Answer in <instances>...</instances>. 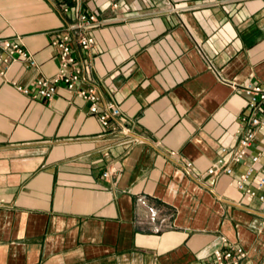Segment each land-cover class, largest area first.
Wrapping results in <instances>:
<instances>
[{"label": "crops", "instance_id": "0c3cea01", "mask_svg": "<svg viewBox=\"0 0 264 264\" xmlns=\"http://www.w3.org/2000/svg\"><path fill=\"white\" fill-rule=\"evenodd\" d=\"M80 10L98 19L74 46L81 85L120 106L116 131L65 89L17 90L57 72L51 41ZM0 38L38 63L0 76V264H207L222 238L264 264V204L234 185L250 157L207 172L239 147L242 85L264 83V0H0Z\"/></svg>", "mask_w": 264, "mask_h": 264}, {"label": "built area", "instance_id": "2783aa9c", "mask_svg": "<svg viewBox=\"0 0 264 264\" xmlns=\"http://www.w3.org/2000/svg\"><path fill=\"white\" fill-rule=\"evenodd\" d=\"M65 13L70 12V7L62 4ZM98 22L96 15L88 14L80 10L76 20L71 22L62 30L56 31L51 41V46L56 50L59 67L57 72L49 77L38 76L32 83V87L17 86V90L24 92L33 99H41L49 102L61 90L65 89L70 93L80 96L89 102L90 113L99 118L101 124L111 131L118 130L116 124L122 117L120 106L113 100L106 103L104 110L99 109L98 90L95 86H82V64L74 55V46L84 50H90L95 44L93 35L86 33V29L93 23ZM14 63L28 64L35 68L38 66L35 55L27 50L20 40L0 38V76L5 77L6 73ZM247 99L246 110L239 118L237 134L239 135V147L235 150L224 146L221 148V156L209 168L208 174L215 177L226 173L234 174V165L245 163L250 157L247 171L238 176L234 185L237 189L246 194L249 198L257 197L264 204V175H256V164L264 158V149L254 153L253 146L258 143L257 136L264 133V83H245L241 87ZM120 132L125 138L117 140L118 143L127 141L129 129L123 125ZM191 164L189 163L188 166ZM111 172L103 173L109 178ZM223 245L212 251V261L207 264H242L248 257L247 251L238 244L229 242L222 238Z\"/></svg>", "mask_w": 264, "mask_h": 264}]
</instances>
